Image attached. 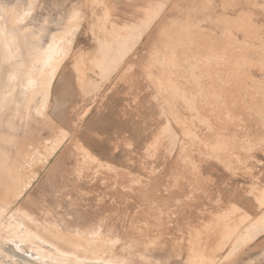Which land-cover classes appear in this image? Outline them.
Here are the masks:
<instances>
[{
    "label": "rangeland",
    "instance_id": "rangeland-1",
    "mask_svg": "<svg viewBox=\"0 0 264 264\" xmlns=\"http://www.w3.org/2000/svg\"><path fill=\"white\" fill-rule=\"evenodd\" d=\"M0 2L9 5V27L24 37L46 27L45 41L54 33L43 50L66 48L46 65L38 95L45 99L52 82L54 94L65 92L51 110L72 132L45 121L22 156L15 132L0 130L13 164L0 172L41 173L56 150L33 193L44 189L46 206L71 213L81 238L112 229L137 239L133 264H264L246 254L262 232L241 238L244 211L214 191V176H231L264 210V0H36L26 20L28 0ZM172 6L180 15L160 16ZM73 13L82 27L68 44L74 33L63 23ZM108 115L140 132H99ZM56 250L68 259L79 252Z\"/></svg>",
    "mask_w": 264,
    "mask_h": 264
},
{
    "label": "bare ground",
    "instance_id": "bare-ground-1",
    "mask_svg": "<svg viewBox=\"0 0 264 264\" xmlns=\"http://www.w3.org/2000/svg\"><path fill=\"white\" fill-rule=\"evenodd\" d=\"M35 1L36 0H28V2L23 5L26 9L25 12L23 11V18L26 17L25 20L33 10ZM8 6L9 5L0 2V130L5 132H15V134H11V137L15 136L19 139L14 146L17 148L18 153L23 156L24 153L28 151V148L32 145L35 138V136L30 137L29 132L32 130L41 133V126H44L43 122L46 123L45 121L51 123L53 127L67 131L68 135L72 136V132L65 126L64 120L59 119L55 112L51 110V108L56 105L55 103L58 95L62 94V97L64 98L66 96L65 92L54 94L55 82H52L45 93V99H42V97L38 95L40 94V90L42 94L41 88L44 87L45 89L47 86V82H42V77L47 73V70H45L46 65L51 63L55 56L67 53L66 48H62V46L49 48L47 51L43 50L44 47H46V42L50 40L52 32L54 33V31L49 32L47 41H45L44 38L47 33L46 27L41 30L43 35L40 37H24L23 34L26 32L25 30L22 28L15 29L9 27L7 25ZM174 15H180L177 6H172L165 13H160V16L165 18ZM73 16L76 19L77 13H73ZM74 18L63 23L70 26L69 28L66 27L69 31L68 33L72 31L74 33L68 39V44H71L72 41L76 39V35L81 31L82 27L81 20L79 18H77L78 20H73ZM33 29L34 28H31L29 32H33ZM16 34L22 38L21 40L17 39V43L14 39V35ZM171 38L172 36L168 34V41L171 40ZM53 39H55V37ZM138 41L140 44L143 39L138 38ZM171 41L173 44L174 41ZM14 54L16 56L11 57ZM69 54L68 58L71 56V54ZM32 58L35 59L34 62L27 61ZM68 58H66V60L60 65L61 68ZM24 59L28 65L20 73L17 69V64ZM8 102L11 103L8 104ZM168 124L167 126H169ZM32 127L33 129H31ZM20 129H22L21 132H19ZM164 129L169 130L167 127ZM169 131L172 130L170 129ZM0 135L3 137L2 132H0ZM12 139L8 141H12ZM177 139L178 137L176 138V142ZM5 143L6 141L4 140L0 143L1 171L4 168L7 169V166L13 165L11 164L10 158L4 156L5 150H12L9 148L10 146L7 148L5 147V150L1 149ZM84 147L86 151L92 152L85 145ZM56 148L58 149V147ZM52 149L53 147H51L49 151ZM55 151L56 150L50 152L49 156L45 155L47 156L45 159L47 164L41 169V173L50 163L48 157L50 158L52 155L55 157L57 155V151ZM66 152L67 151H64L59 156L58 160H65ZM42 155L43 154L40 153V156ZM63 157L65 158L63 159ZM26 164H28V162ZM53 170L54 169H52V171ZM2 173L3 172H0L1 262H8L10 264H32L29 261H25L24 259L21 260V258H16L14 256L15 254L8 249L10 243H13L17 249L31 250L32 256H38L39 260L51 264H95V262H101L103 264H133L132 259L128 255L132 256L135 253L134 249L139 241L135 238H125L120 236V234L115 233L112 229H110L107 236H104L103 238L98 237L94 240L81 238L78 235V231H81L79 229L84 226L75 220L71 213L67 212L62 215L59 212L55 213V208L46 206L43 200V196L45 195L44 189H39L37 194L33 193L36 188L35 183L41 175L40 171L37 173H28L13 170L11 172L10 169L9 171ZM54 176L55 174H51V177ZM21 181L23 182L19 185ZM18 182L20 183L18 184ZM261 192L264 193V190ZM231 208L243 210L237 204H231ZM242 221L244 224L243 228L241 229V226L238 228V232L241 233V238H249V236H254L255 233L259 232L264 233V210L256 216L244 211ZM102 223L104 224L103 221ZM78 226L80 228H76ZM59 245H70L77 248L79 251L77 259L79 258L83 262L76 263L74 261H77V259L66 258L64 254L59 253L58 250H56ZM118 245H120L121 252L117 251ZM199 259L204 261L209 260L208 258H203V256H200ZM186 264L190 263L186 261Z\"/></svg>",
    "mask_w": 264,
    "mask_h": 264
},
{
    "label": "crops",
    "instance_id": "crops-1",
    "mask_svg": "<svg viewBox=\"0 0 264 264\" xmlns=\"http://www.w3.org/2000/svg\"><path fill=\"white\" fill-rule=\"evenodd\" d=\"M137 123V122H136ZM105 130L99 132H140L137 128V124L133 121L132 130L126 129V120L121 119L118 116L108 115L105 124H102ZM98 132V131H92ZM94 150V149H93ZM92 151V150H91ZM95 151V150H94ZM93 152V151H92ZM94 153V152H93ZM99 156L97 153H94ZM224 168H221V174L228 175ZM214 191L216 196H219L227 204H237L244 211L256 216L262 210L258 207V204L254 197L249 194V189L242 188L236 179H232L231 176L223 177L222 175L214 176ZM259 243V244H258ZM258 244V245H256ZM253 245V246H252ZM246 254L257 255L258 259L264 256V233L257 237L253 242L246 247ZM249 256L253 262L254 256ZM247 257V256H246Z\"/></svg>",
    "mask_w": 264,
    "mask_h": 264
},
{
    "label": "water",
    "instance_id": "water-1",
    "mask_svg": "<svg viewBox=\"0 0 264 264\" xmlns=\"http://www.w3.org/2000/svg\"><path fill=\"white\" fill-rule=\"evenodd\" d=\"M8 249L12 251L13 254H15L14 256L17 258H21L24 259L25 261H29L32 264H51V263H46L43 260H39L38 256H32L31 254L26 253L24 250H19L15 247V245L13 243H10V246H8ZM26 250V249H25ZM28 250V249H27ZM43 261V262H41ZM0 264H10L8 262H1Z\"/></svg>",
    "mask_w": 264,
    "mask_h": 264
}]
</instances>
